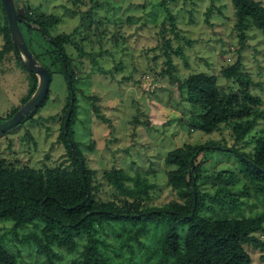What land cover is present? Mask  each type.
Here are the masks:
<instances>
[{
  "label": "rangeland",
  "instance_id": "374dc122",
  "mask_svg": "<svg viewBox=\"0 0 264 264\" xmlns=\"http://www.w3.org/2000/svg\"><path fill=\"white\" fill-rule=\"evenodd\" d=\"M15 1L18 7L29 5L33 14L56 16L51 35H71L79 45V49L64 46L78 77L76 120L71 131L86 167L94 172L97 200H113L115 190L106 183L104 171L121 168L153 184L147 204L163 206L177 199L167 185V171L171 167L165 165L164 158L168 152L185 144L202 145L208 140L219 141L228 148L234 144L229 124L210 134L193 126L191 104L184 98L186 91L179 83L192 73L203 72L217 76L218 84L229 88L220 71L233 64L238 55L242 71L252 78L253 94L263 101V116L247 139L264 135V33L256 28L246 31L244 46L238 54L241 45L234 28L231 0H215L208 18L205 13L210 0H84L77 5L71 0ZM258 1L264 5V0ZM20 29L28 45L30 39L33 51L52 70L49 98L34 115L35 123L22 122L0 134V153L16 166L70 169L71 158L59 139L68 97L61 65L38 26ZM2 44L0 37V49ZM20 64L13 53L0 60V119L10 115L26 98L29 75ZM252 147L250 144L241 150L246 152ZM205 155L201 192H213L218 183L208 176L234 172L229 188L238 198L240 211L229 217L264 212L253 185L239 172L241 162L237 156L226 149L206 151ZM12 227L11 221L0 222V240L18 264H49L33 243L19 242L28 233L39 234L41 225H27L15 232ZM104 230L105 240L113 249L121 240L119 233H128L107 226ZM256 236L264 242V233L258 232ZM84 242L83 236L78 238L77 251L72 254L53 247L61 256L53 264H72ZM131 244L135 246L133 241ZM245 249L253 264H264V250L251 245ZM107 251L110 253L109 247ZM141 254L135 250L130 263L128 252L123 249L119 260L122 264H145Z\"/></svg>",
  "mask_w": 264,
  "mask_h": 264
},
{
  "label": "trees",
  "instance_id": "16d2710c",
  "mask_svg": "<svg viewBox=\"0 0 264 264\" xmlns=\"http://www.w3.org/2000/svg\"><path fill=\"white\" fill-rule=\"evenodd\" d=\"M71 1L77 5L84 0ZM13 2L20 19L19 28L38 26L41 35L53 48L66 84L71 82L74 92L72 111L65 127L71 104L67 84V104L59 139L69 153L72 165L70 169L16 166L8 163L0 153V222H13L14 232L27 225L40 224L39 234L28 233L19 242L33 243L37 252L43 254L49 264L61 259L53 247L72 254L77 251L78 238L82 236L85 242L72 264H122L119 259L123 256V249L128 252L130 263L137 250L145 257V264H253L245 246L264 250V242L256 236L258 232L264 233V212L247 217H229L231 213L239 214L240 211L238 198L229 188L234 172H217L208 176V179L218 182L213 192L199 190L205 178L201 167L206 159L205 152L226 149L239 158V172L253 185L264 204V135L247 139L257 120L263 116L260 112L263 101L251 90L253 81L242 71L241 56L238 55L233 64L220 71L229 88L221 87L217 76L203 72L192 73L179 83L186 91L184 98L191 104L193 126L210 134L220 129L221 125L229 124L234 144L228 148L219 141L208 140L202 145L185 144L168 152L164 158L165 165L171 167L167 171V185L177 199L163 206L147 204L153 184L139 174L132 176L121 168L104 171L105 181L115 190V194L113 200L102 202L96 199L94 172L86 167L71 131L76 120L75 90L78 77L74 74L64 46L74 45L79 49V45L71 35H51V29L57 22L56 16L33 14L29 5L18 7L17 1ZM214 2L210 0L206 18L212 12ZM231 3L235 10L234 28L241 45L239 54L244 46L246 31L256 28L264 33V5L258 0H231ZM0 37L3 41L0 60L4 55L13 53L21 63L10 36L1 0ZM24 41L30 53L44 65L33 51L30 39V45L25 38ZM44 67L52 73L50 67ZM27 73L29 88L26 98L10 115L0 119V123L9 119L35 92L38 79L35 74ZM48 98L49 92L22 122L35 123L34 115ZM92 108L97 112L94 103ZM98 118L103 120L101 115ZM250 144L253 145L251 150H241ZM105 226L128 232L123 235L119 233L121 240L114 249L105 240ZM150 235H154V238ZM140 237L145 240L142 241ZM132 241L135 246L131 244ZM0 264H18L16 257L6 250L1 240Z\"/></svg>",
  "mask_w": 264,
  "mask_h": 264
},
{
  "label": "water",
  "instance_id": "95a60500",
  "mask_svg": "<svg viewBox=\"0 0 264 264\" xmlns=\"http://www.w3.org/2000/svg\"><path fill=\"white\" fill-rule=\"evenodd\" d=\"M1 2L5 11L10 36L15 51L20 59L21 65L27 71L36 75L38 83L35 92L27 100V102L23 104L9 119L0 123V134L5 133L6 131L19 125L24 120L25 116L32 112L44 100L47 95L48 87L51 81L50 71L46 67L38 63L36 58L30 53L24 41L23 35L18 25L20 19L16 14L13 0H1ZM67 84L70 91L71 104L66 115L64 125L65 127L70 117L74 100V92L71 82L68 81Z\"/></svg>",
  "mask_w": 264,
  "mask_h": 264
}]
</instances>
